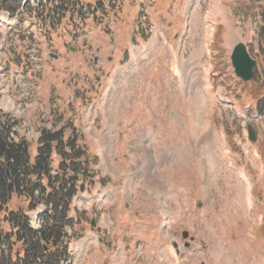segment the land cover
I'll return each instance as SVG.
<instances>
[{
  "label": "rangeland",
  "instance_id": "obj_1",
  "mask_svg": "<svg viewBox=\"0 0 264 264\" xmlns=\"http://www.w3.org/2000/svg\"><path fill=\"white\" fill-rule=\"evenodd\" d=\"M15 3L0 11V117L32 150L59 129L94 161L70 264H264V0Z\"/></svg>",
  "mask_w": 264,
  "mask_h": 264
},
{
  "label": "trees",
  "instance_id": "obj_2",
  "mask_svg": "<svg viewBox=\"0 0 264 264\" xmlns=\"http://www.w3.org/2000/svg\"><path fill=\"white\" fill-rule=\"evenodd\" d=\"M13 1L18 8L20 0H0V11L10 9ZM4 118L0 117V221L7 229H0V264H70L69 246L77 224L72 203L95 183L94 161L76 135L65 136L59 129H42L32 150L25 138L11 137L12 125Z\"/></svg>",
  "mask_w": 264,
  "mask_h": 264
},
{
  "label": "water",
  "instance_id": "obj_3",
  "mask_svg": "<svg viewBox=\"0 0 264 264\" xmlns=\"http://www.w3.org/2000/svg\"><path fill=\"white\" fill-rule=\"evenodd\" d=\"M70 50H75L73 47H70ZM57 55L53 54L52 57ZM231 63L234 68L235 74L244 81H248L252 78L254 72L255 59H253L246 48V45L242 42L237 43L231 53ZM248 136L251 140L254 139V131L251 128V125H247ZM200 204V203H199ZM184 237L186 232L183 233ZM2 242V236L0 233V243ZM173 246L176 248L177 244L173 242Z\"/></svg>",
  "mask_w": 264,
  "mask_h": 264
},
{
  "label": "bare ground",
  "instance_id": "obj_4",
  "mask_svg": "<svg viewBox=\"0 0 264 264\" xmlns=\"http://www.w3.org/2000/svg\"><path fill=\"white\" fill-rule=\"evenodd\" d=\"M220 15H222V17H224L225 15H223V14H220ZM224 19H226V18H224ZM170 47V46H169ZM203 74V73H202ZM202 151H203V157L205 158V159H207V162L205 163V165H206V167H207V169H208V171L210 172V176L211 175H216L217 174V169H219L218 168V164H219V162H218V160H217V162H215L213 159H212V157H211V155H212V150H211V148L210 147H206V148H203L202 149ZM242 175V174H241ZM240 175V181L244 184V190H243V202H244V204H245V206L246 207H250L251 206V203H252V200H253V198H254V195L252 194V191L254 192V190H253V187H252V185L250 184V182L248 181V178H247V175H245V174H243L242 176ZM212 177V176H211ZM242 177L247 181V182H245L244 180H242ZM243 205V204H242ZM262 220H263V216H262ZM260 225H261V223H260ZM259 225V226H260ZM257 230H258V228H257ZM257 232V231H256ZM178 264H180L181 262H177Z\"/></svg>",
  "mask_w": 264,
  "mask_h": 264
}]
</instances>
